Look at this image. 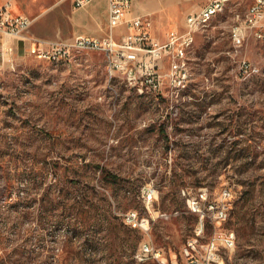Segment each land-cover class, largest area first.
Returning <instances> with one entry per match:
<instances>
[{
	"label": "rangeland",
	"instance_id": "rangeland-1",
	"mask_svg": "<svg viewBox=\"0 0 264 264\" xmlns=\"http://www.w3.org/2000/svg\"><path fill=\"white\" fill-rule=\"evenodd\" d=\"M17 1L36 19L34 31L70 34L71 0ZM174 3L153 16L161 38L183 28L205 0ZM235 4L196 34L190 81L173 98L146 85L141 92L120 75L110 79L100 52L53 64L7 40L0 48V264H264V40L248 29L234 39L245 18ZM47 194L81 201L97 216L137 211L150 220L149 235H138L160 249V259L135 260L129 241L105 236L99 221L74 235L55 221L56 209L48 218L41 212ZM195 198L201 213L189 207ZM223 205L216 219L210 206ZM188 240H197L190 256Z\"/></svg>",
	"mask_w": 264,
	"mask_h": 264
},
{
	"label": "built area",
	"instance_id": "built-area-1",
	"mask_svg": "<svg viewBox=\"0 0 264 264\" xmlns=\"http://www.w3.org/2000/svg\"><path fill=\"white\" fill-rule=\"evenodd\" d=\"M91 0H73L74 8H82ZM220 4V0H205L199 11L188 14L185 17L183 28L173 27L166 33L165 39L160 40L154 34V20L151 15L127 17L130 12L132 0H108V20L106 33L102 37L78 36L70 41H58L45 43L37 41L30 45L28 56L37 59H52L53 64L68 63L69 58L79 52H100L105 56L109 78L120 75L126 83H133L134 88L141 92L145 85H154V93L157 95L166 92V97L173 98V84L185 83L187 79L186 68L180 67V47H188L193 51L196 34L200 25L205 24L207 14H212L213 9ZM235 5L245 8L244 20L241 26L234 28V39L241 41L244 37V29L252 32L254 37L264 40V0H236ZM232 8V7H231ZM32 19L23 14H15L12 11L11 1L0 5V36L7 35L14 38H23L28 31ZM124 28L123 33L116 34L117 30ZM167 63L168 69L164 73L163 65ZM245 72H249L248 64L244 61ZM224 196L229 192L224 191ZM143 196L151 199L150 192H143ZM190 209L195 213H201L199 198L188 201ZM215 210V218L222 219L224 205ZM122 221L132 229H137L145 235H149L150 220L141 217L137 211L129 210L121 214ZM197 240H188L184 252L188 256L196 248ZM224 243L232 247V238L226 237ZM215 248V241L210 243ZM161 257L160 249L154 247L144 239L139 243L134 254L135 260L145 262Z\"/></svg>",
	"mask_w": 264,
	"mask_h": 264
},
{
	"label": "crops",
	"instance_id": "crops-1",
	"mask_svg": "<svg viewBox=\"0 0 264 264\" xmlns=\"http://www.w3.org/2000/svg\"><path fill=\"white\" fill-rule=\"evenodd\" d=\"M7 1H11L12 11L15 14H23L32 19V23L28 31L24 34L23 38H14L7 35L0 36V48L3 49L8 39H13L12 44L18 52H23L27 54L30 45L37 43V41H42L45 43H53L58 41H70L78 36H90V37H102L106 33L107 20H108V0H91L87 5L82 8H74L73 0H71V9L68 14V24L70 34L68 36H62L59 31L54 32V34H40L34 31V23L36 19L32 18L24 12H20L17 8V0H0V5L5 4ZM29 0H24L27 4ZM175 0H148V1H138L132 0V5L130 12L127 17L131 16H142L151 15L152 18L156 14L165 12L175 5ZM57 7V5L55 6ZM54 9V8H53ZM53 9H48L44 12L45 16H48ZM47 18V17H46ZM43 18V19H46ZM154 20V18H153ZM179 28V27H178ZM181 29V28H179ZM124 28L116 31V34L123 33ZM154 34L160 40H164L156 34L155 31V20H154ZM28 55V54H27Z\"/></svg>",
	"mask_w": 264,
	"mask_h": 264
},
{
	"label": "trees",
	"instance_id": "trees-1",
	"mask_svg": "<svg viewBox=\"0 0 264 264\" xmlns=\"http://www.w3.org/2000/svg\"><path fill=\"white\" fill-rule=\"evenodd\" d=\"M160 134H163V129H159ZM105 171V170H104ZM107 176L113 181L117 180V176H114L110 173H106ZM7 182V181H5ZM35 183V182H30ZM70 199L66 200L65 197L60 198V200L54 201L48 198L42 200L41 203V212L45 214L48 218L51 215V209H56L58 214L55 216V221L59 224H65L68 228L71 229L72 233L75 235L79 232V229L87 228L89 224L99 221V230L105 233V236H110L114 234L117 238L122 240L124 243H128L131 248V254H135L134 251L137 247V244L141 242V238L138 235L139 230L132 229L124 224L121 216H116L111 212L107 214H102L97 216L93 213V209H86L80 201L70 202ZM93 221V222H92ZM124 238H120V236ZM70 241V240H69ZM90 245H93V242H88ZM108 245H104V250L107 249ZM113 255H110L112 257ZM132 255H129L128 258H131ZM150 260L145 261L149 262ZM126 264H131V261H128Z\"/></svg>",
	"mask_w": 264,
	"mask_h": 264
},
{
	"label": "bare ground",
	"instance_id": "bare-ground-1",
	"mask_svg": "<svg viewBox=\"0 0 264 264\" xmlns=\"http://www.w3.org/2000/svg\"><path fill=\"white\" fill-rule=\"evenodd\" d=\"M230 0H220V4L213 9L212 14H207L205 17V24L200 25V28L210 23L214 20L218 15L223 13L227 8ZM52 62V59H43ZM190 51H188V47H180V67L186 68L187 79L190 77ZM149 91L154 92V85H146ZM185 88V83H175L173 84V91L179 92L180 90Z\"/></svg>",
	"mask_w": 264,
	"mask_h": 264
}]
</instances>
